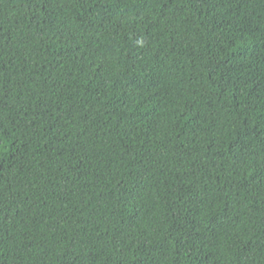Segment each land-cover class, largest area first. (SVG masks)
Returning <instances> with one entry per match:
<instances>
[{
  "label": "trees",
  "instance_id": "1",
  "mask_svg": "<svg viewBox=\"0 0 264 264\" xmlns=\"http://www.w3.org/2000/svg\"><path fill=\"white\" fill-rule=\"evenodd\" d=\"M0 264H264V0H0Z\"/></svg>",
  "mask_w": 264,
  "mask_h": 264
}]
</instances>
